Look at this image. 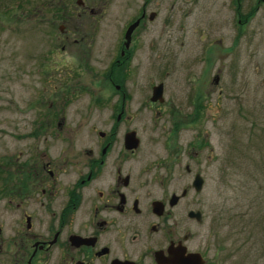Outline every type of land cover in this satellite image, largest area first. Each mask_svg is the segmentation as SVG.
<instances>
[{"label":"rangeland","instance_id":"1","mask_svg":"<svg viewBox=\"0 0 264 264\" xmlns=\"http://www.w3.org/2000/svg\"><path fill=\"white\" fill-rule=\"evenodd\" d=\"M133 32L127 81H141V107L147 82L161 81L166 110L142 109L121 127H169L168 107L181 109L176 126L205 134L198 197L205 226L216 227L218 264H264V0H0V155L43 127L50 103L63 106L52 127L59 115L64 125L111 126L102 77L121 75L113 62Z\"/></svg>","mask_w":264,"mask_h":264},{"label":"flooded vegetation","instance_id":"2","mask_svg":"<svg viewBox=\"0 0 264 264\" xmlns=\"http://www.w3.org/2000/svg\"><path fill=\"white\" fill-rule=\"evenodd\" d=\"M133 41L134 32L113 62L121 75L109 70L102 77L103 107L112 104L115 114L111 126L64 125L59 115L52 127L49 118L63 106L50 103L43 127H28L17 135V151L1 153L0 264L220 262L216 227L205 226L198 197L205 185V134L193 128L189 137V127H177L185 115L173 106L169 127H121L142 109L166 110L161 81L147 82L143 107L141 81H127ZM159 83L162 100L151 101ZM72 96L66 90L63 105ZM6 103L14 105L10 98Z\"/></svg>","mask_w":264,"mask_h":264},{"label":"water","instance_id":"3","mask_svg":"<svg viewBox=\"0 0 264 264\" xmlns=\"http://www.w3.org/2000/svg\"><path fill=\"white\" fill-rule=\"evenodd\" d=\"M150 17H152V15H150ZM138 24V20L134 21L133 23H131L125 31V39L128 40L129 36L132 32V30L137 26ZM127 44V42H125V45ZM214 82H217V77H214ZM151 101H155V100H162L161 98V84H158L157 86L153 87L152 89V94L150 97ZM193 183H196L198 185V187H196V189H199V181L197 180V178H194Z\"/></svg>","mask_w":264,"mask_h":264}]
</instances>
